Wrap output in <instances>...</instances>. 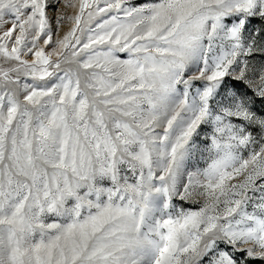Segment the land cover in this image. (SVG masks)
<instances>
[{"label":"snow or ice","instance_id":"1","mask_svg":"<svg viewBox=\"0 0 264 264\" xmlns=\"http://www.w3.org/2000/svg\"><path fill=\"white\" fill-rule=\"evenodd\" d=\"M0 264H264V0H0Z\"/></svg>","mask_w":264,"mask_h":264}]
</instances>
